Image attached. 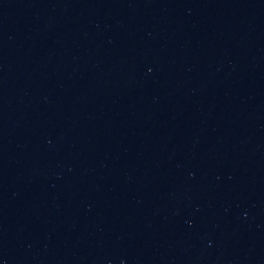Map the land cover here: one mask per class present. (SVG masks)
<instances>
[{
    "label": "water",
    "instance_id": "1",
    "mask_svg": "<svg viewBox=\"0 0 264 264\" xmlns=\"http://www.w3.org/2000/svg\"><path fill=\"white\" fill-rule=\"evenodd\" d=\"M0 264H264V0H0Z\"/></svg>",
    "mask_w": 264,
    "mask_h": 264
}]
</instances>
